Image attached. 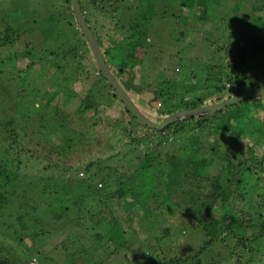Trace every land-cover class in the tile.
<instances>
[{
  "label": "trees",
  "instance_id": "1",
  "mask_svg": "<svg viewBox=\"0 0 264 264\" xmlns=\"http://www.w3.org/2000/svg\"><path fill=\"white\" fill-rule=\"evenodd\" d=\"M220 1L172 0L186 12H200L202 17L210 9L218 8ZM250 8L253 15L264 13V0H250ZM117 24L100 33L89 26L113 76L153 121L174 111L216 103L253 86H264L247 77L246 68H242L247 47L264 54V34L244 26L246 32L244 28L240 32V36L245 35L243 44L242 37L238 44H222L226 56L232 57L226 64L230 69L212 85L209 100L200 96L188 101L189 98L179 96L182 107L168 108L165 104L171 88L161 86L156 79L138 78L143 71L141 60L147 52L135 36L137 26ZM80 34L87 51L81 45L69 46L63 53L66 61L71 66L78 60L96 66ZM23 38V34L11 28L0 37V43L12 45ZM25 52L23 56L28 54ZM95 75L105 81L109 93L118 100L120 114L104 111L99 104L92 103L81 109L92 108L97 116L102 109L104 126H112L98 134L102 137L108 132V137L113 138L99 142L87 139L82 153L86 159L65 155L71 153V138L66 150L62 148L65 143L47 142L48 149L40 161L26 150L24 139L9 135L8 145L0 144V234H4L9 218H15L22 235L48 239L55 233L53 227L61 222V236L70 237L75 228L79 229L77 233L84 232V252L95 249V253L107 254L114 244L126 246L125 228L139 201L144 205L145 216L153 214L154 209L170 206L183 211L202 238L190 254L178 251L160 260L142 253L138 264H199V256H204L207 264H264V96L249 97L211 114L184 117L162 129H152L139 123L127 110L97 66ZM133 122L137 124L131 127ZM132 149L138 150L137 155L130 154ZM120 156L130 157L125 159L129 161L126 168L118 161ZM77 170L81 171L74 173ZM101 170L107 173L104 177L98 175ZM27 171H36V176L27 175ZM112 204L119 215L114 214ZM169 232V227L163 228V235ZM4 240L0 236V255ZM27 264L36 263L31 260Z\"/></svg>",
  "mask_w": 264,
  "mask_h": 264
},
{
  "label": "rangeland",
  "instance_id": "2",
  "mask_svg": "<svg viewBox=\"0 0 264 264\" xmlns=\"http://www.w3.org/2000/svg\"><path fill=\"white\" fill-rule=\"evenodd\" d=\"M80 1L88 24L97 33L105 27L112 30L115 23L137 26L134 30L141 35L135 36L140 40L139 46L147 52L141 60L143 71L138 78L156 79L161 86H169L171 95L165 104L168 108L180 109L181 96L189 98L188 101L200 96L209 100L216 81L230 69L226 64L232 57L226 56L223 45L238 44L240 37L243 44L245 35L240 36V32L244 26L264 34V13L253 15L250 0H219L220 6L210 9L204 17L200 12L195 15L186 12L172 0ZM11 28L23 34L24 40L12 45L0 43V144L8 145L9 135L22 138L26 150L41 161L48 149L47 142L49 145L56 140L65 143L61 145L66 150L71 138L69 152L74 155H65L86 159L82 153L87 139L99 142L113 138L108 137V132L102 137L98 134L99 130L112 126H104L102 109L120 114V106L105 81L95 75L96 66L86 65L83 60L71 66L70 61H66L63 53L69 46L81 45L83 51H87L68 2L0 0V37ZM25 51L28 54L23 56ZM245 61L242 68H246V76L263 85L264 54L247 47ZM90 103L101 106L99 116L92 113V108L81 109ZM102 151L105 152L104 147ZM133 153L137 155L138 150L132 149L130 154ZM125 159L120 156L118 161L126 168L130 157ZM101 171L98 175L104 177L107 173ZM35 174L36 171H27V175ZM137 202L125 228V239L129 243L125 240V247L114 244L107 254L95 253V249L84 252V232L77 233L79 229L75 228L70 237L61 236V222L53 227L55 233L48 239L45 236L36 240L28 234L22 235L17 220L9 218V226L0 234L5 238L0 264H27L32 258L36 259V264H138L142 253L161 260L174 252H193L202 235L189 216L173 206L154 209L153 214L145 216L144 205ZM111 207L114 214L119 215L113 204ZM62 223L65 224L63 220ZM165 227H169L170 232L163 235ZM197 263L207 264L204 256H199Z\"/></svg>",
  "mask_w": 264,
  "mask_h": 264
},
{
  "label": "water",
  "instance_id": "3",
  "mask_svg": "<svg viewBox=\"0 0 264 264\" xmlns=\"http://www.w3.org/2000/svg\"><path fill=\"white\" fill-rule=\"evenodd\" d=\"M69 3L77 27L80 29L81 33L83 34L89 46L90 52L93 56V59L96 63L98 70L101 72L102 76L105 78L106 82L111 86L113 91H115V94L119 97V99L122 100L127 110L136 118V120L139 123L143 125H146L152 129H162L166 127L168 124L173 123L184 117L211 114L216 112L217 110L223 109L226 106L247 99L249 97H254L259 95L264 96V86H253L243 90L239 94L230 96L216 103L202 104L193 108L174 111L164 115L157 122L153 121L138 108L134 100L127 94L124 88L120 85V83L111 73L104 59L102 48L98 43L96 37L94 36L86 20V17L84 15L83 10L81 9L79 1L69 0Z\"/></svg>",
  "mask_w": 264,
  "mask_h": 264
},
{
  "label": "built area",
  "instance_id": "4",
  "mask_svg": "<svg viewBox=\"0 0 264 264\" xmlns=\"http://www.w3.org/2000/svg\"><path fill=\"white\" fill-rule=\"evenodd\" d=\"M32 261L35 262V258H33Z\"/></svg>",
  "mask_w": 264,
  "mask_h": 264
}]
</instances>
